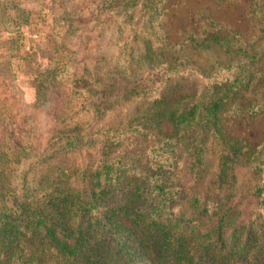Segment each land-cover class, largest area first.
Here are the masks:
<instances>
[{
	"label": "trees",
	"instance_id": "obj_1",
	"mask_svg": "<svg viewBox=\"0 0 264 264\" xmlns=\"http://www.w3.org/2000/svg\"><path fill=\"white\" fill-rule=\"evenodd\" d=\"M66 1L53 20L85 26L83 53L55 34L32 102L1 99L18 104L0 111V264H264V141L226 127L264 121V28L247 46L208 20L172 43L168 0ZM248 4L262 27L264 0ZM26 21L0 27L1 74L28 60ZM212 47L229 61L201 72Z\"/></svg>",
	"mask_w": 264,
	"mask_h": 264
},
{
	"label": "rangeland",
	"instance_id": "obj_2",
	"mask_svg": "<svg viewBox=\"0 0 264 264\" xmlns=\"http://www.w3.org/2000/svg\"><path fill=\"white\" fill-rule=\"evenodd\" d=\"M4 1L0 0L1 30L9 28L6 20L15 18L21 22L24 17L27 19V24L24 25L20 37L24 42V54L28 60L25 62L19 58L11 60L12 67L11 69L6 67L4 74H1L2 70L0 69V111L9 104H11L10 108H13V105L19 102H32L35 95L33 79L40 70L46 68L51 60L55 34L62 39L69 50L75 52L81 50L82 52L84 44L77 36L85 27L83 24L74 25L73 34L68 35L63 32L64 28H58V22L55 24L53 20L55 16L70 11V5L66 0H24L17 7H7L4 5ZM165 10L164 28L172 43L180 42L183 39V34L188 31L203 38V33L208 30V20L223 23L225 28L240 35L247 46H252L254 39L263 36L260 29L264 28V22L260 27L257 20L251 16L248 0H168ZM17 15L19 16L17 17ZM5 37H8L6 32L0 34V40ZM252 47L264 48V40L259 39ZM81 52L77 57L82 58L83 52ZM100 55H102L101 52ZM192 58L193 66L201 72L209 71L216 62L227 63L229 61L228 55L223 54L219 47L197 49ZM262 66L264 73V56ZM188 91L191 92V89ZM14 93L18 94L19 100L16 99L18 103H14V100L2 103V97ZM263 124V117L260 116L254 119L239 117L231 120L226 127L233 135L247 139L251 144L256 145L264 141ZM163 128L165 132H169L166 125H163ZM239 172L237 185L242 189H249L246 187L247 172L245 170ZM184 179L186 182L189 181L187 173L184 175Z\"/></svg>",
	"mask_w": 264,
	"mask_h": 264
}]
</instances>
